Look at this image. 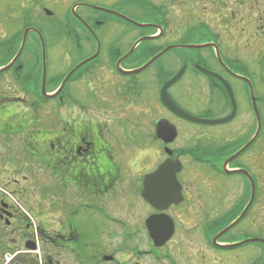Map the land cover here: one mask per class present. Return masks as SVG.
<instances>
[{
	"label": "flooded vegetation",
	"instance_id": "1",
	"mask_svg": "<svg viewBox=\"0 0 264 264\" xmlns=\"http://www.w3.org/2000/svg\"><path fill=\"white\" fill-rule=\"evenodd\" d=\"M261 1L263 5L258 6L257 0H248V4L243 5L240 0H234L229 10L224 0L124 1V4H134L128 5L132 7V15L139 17L135 19L111 7L112 2L99 5L88 0H74L75 15L85 24L71 12L76 23L65 26L67 30L60 36L64 40L56 43V51L50 54L44 41V65L41 41L31 28L40 32L42 29L29 22L28 17V33L22 51L8 69L0 73V241L5 242L4 249L12 248L9 242L14 244L23 239L22 248L14 252L20 255L25 253L26 244L33 243L38 250L43 243L67 251L74 264H208V251L215 254L211 264H222L226 251L244 250L250 256L257 248L264 250V220L263 226L258 224L253 214L257 203L263 202L259 197L264 196V184L259 179L264 174V144H258L264 139L252 140L254 131L244 139L240 137L247 124L235 126L240 117L236 100L238 86L231 83L238 81L249 91L248 82L236 75L247 78L252 85L251 75L238 72V59L224 55L219 41L221 34L218 32L214 36L209 23L205 22L209 19V11L215 26L221 24V31L226 28L240 37V31L245 29L240 26L247 25L251 31L250 38L245 40L250 45L264 39V0ZM53 2L59 5V0ZM244 6L247 12L240 10ZM44 7V13L54 18L53 12ZM79 8L87 12L77 11ZM178 10L183 14H177ZM108 17L139 28L143 33L128 46L129 32L122 30L118 34L116 30L121 27L108 26ZM182 18L193 25H188L187 21L178 23ZM146 36L151 37L136 43ZM222 36L224 38V34ZM194 39L199 41H192ZM209 43L210 46L203 48L181 47ZM88 44H91L90 52L85 53L88 55L77 59L76 54L83 52ZM177 52L181 53L168 57L169 60L164 58ZM65 56L76 61L65 74L58 75L57 69L61 68L60 62L64 63ZM153 57L156 75L153 74L152 79L146 81L138 78V73H129ZM50 58L55 60L51 63ZM165 61L173 65L168 66ZM199 67L213 75L202 72ZM182 70L180 77L166 89L174 106L197 118H226L232 112L224 86L227 83L235 102L234 116L220 124H200L179 117L163 105L161 87ZM161 71L168 73L161 75ZM153 83L155 99L152 104L158 114L151 121V145L156 151L149 169L145 166L148 151H140L146 140L144 123L127 120L130 107L127 100L129 91L139 92L143 100L147 96L142 91L143 86L151 91ZM200 89L206 94L207 105L195 113L175 95V90H181L197 96ZM50 93H55L53 99L57 100L56 106L51 107L56 113L54 122L47 120L50 110L46 102L50 99L44 97ZM33 97H40V101L35 102ZM39 104L47 109L45 120L30 114ZM196 106L201 107L197 103ZM251 115L255 118L253 110ZM160 119L174 125L175 137L169 139L170 131L158 129L156 123ZM138 124L139 130L136 129ZM228 124L232 127L225 129ZM258 151H262L260 156ZM30 158L43 166L45 186L56 188V200L62 204L58 202L60 214L55 228L52 224L42 227L39 235L37 230L31 229L28 237L30 227L26 217L1 190L19 194L27 203ZM166 162L174 171L178 201L162 204L164 202L159 200L153 206L142 194L144 176ZM132 167L136 168L135 172L130 170ZM231 177L237 178L238 193L225 211V190L229 182H235ZM251 181L254 197L244 216L233 225L242 228L243 233L225 239L232 228L223 231L228 224H225V215L241 208L239 214L249 202ZM119 200L125 201V214L137 204L147 209L145 214L138 216L135 232L130 231L121 212L112 210V206L118 209ZM150 217L158 231L156 239L146 227ZM163 229L168 233L162 235ZM117 231L120 232L117 234ZM116 236L121 239L119 248L113 244ZM231 244L234 245L228 246ZM68 256L56 259L53 253L43 252L36 253L33 259L19 258H27L32 264H69ZM251 262L252 258L247 263Z\"/></svg>",
	"mask_w": 264,
	"mask_h": 264
},
{
	"label": "rangeland",
	"instance_id": "2",
	"mask_svg": "<svg viewBox=\"0 0 264 264\" xmlns=\"http://www.w3.org/2000/svg\"><path fill=\"white\" fill-rule=\"evenodd\" d=\"M55 0H0V65L4 64L10 57H13L14 53L17 51L19 48V44L21 41V34L23 32L24 27H28V17H29V22H33L35 26H39L42 29V34L44 37V41L46 43V47L48 52L51 51L55 52L57 49V42H60V40H64V38H60L62 35L63 31L67 30L65 29V26H74L76 23L73 18H67L66 16V7L71 4L72 1L74 0H59V5H56ZM82 1V0H78ZM90 2H96V4H110L112 2L111 7H114L117 9V11L127 14L128 16H132L135 19H138L135 15H132V7L134 5L132 2H129L128 4H124V1L128 0H88ZM225 1V6L227 10L231 9L232 3L234 0H224ZM243 4H248V0H240ZM252 2L254 0H251ZM258 1V6L263 5L261 4V0ZM64 2V3H63ZM134 2V1H133ZM257 4V2H256ZM45 5L44 8L47 7L48 11H52L54 14L52 16H47V14L44 13V10L42 7ZM223 7V5H221ZM238 7V6H237ZM137 8V7H136ZM240 10L247 12V7L244 6ZM47 11V10H46ZM77 11H85V9L79 8ZM138 12V11H136ZM177 14H183L182 11L178 10ZM209 14V19L205 21V17L202 19V21L208 22V27L213 32V35H218V32L221 34V37L219 36V41L222 43V51L224 52V55L232 58V59H238V65L241 69H246L249 74L251 75L252 79V87H253V92L254 95L257 99V106H258V112L260 116V130L259 134L257 136L258 141H261L264 139V39H259L257 42L250 43V45H247V41L245 39H249L250 37L248 36V33H250V28L242 24L240 27H243L244 31L241 32V37L240 34L234 31H228L225 27V31H221L222 25L220 27L215 26V21L214 17H211V12H207ZM105 18L106 16L103 15ZM107 19V25L108 26H118L121 27L116 30L118 34L122 30L128 31L129 38H128V46L132 43V41L140 36L141 30L139 28H133L131 27L130 24L124 23V22H117L113 20L112 18L108 17ZM188 22V25H193L192 22H189L190 20H185V18H182L178 23L180 24H185ZM64 25V26H63ZM36 26V27H37ZM249 31V32H248ZM116 33V35H118ZM244 33V34H243ZM113 34V33H112ZM111 34V36H113ZM224 34V38L223 35ZM110 36V37H111ZM246 37V38H245ZM233 40V41H232ZM194 42H197L199 40H192ZM238 42V44L235 43ZM250 42V41H249ZM233 43H235L233 45ZM145 45V43L140 47L142 48ZM139 48V49H140ZM233 48H236V50H233ZM33 50H35L34 47H32ZM91 49V44H88L85 46L83 52H79L76 54V58L79 59L81 57L87 56ZM25 50V49H24ZM26 51V50H25ZM181 52L177 53H169L164 58L167 60L168 57H174V55H178ZM23 58L27 56L26 52L23 54ZM55 59L50 58V62L52 63ZM76 60L73 57L68 58V56H65L64 58V63L62 61L60 62V67L58 68V75H63L65 74L70 68L72 64H74ZM166 62V61H165ZM242 63V64H241ZM168 66H172L173 64H168ZM174 68H177L178 65H174ZM65 69V70H64ZM51 69H49L50 71ZM168 71L163 73L161 71V75L167 74ZM53 74V73H52ZM153 74L156 75V65L155 62H153L151 65H149L147 68L142 70L137 74L138 78L148 80L152 79ZM248 74V75H249ZM35 78V74L32 76ZM136 77V78H137ZM56 78H58L56 76ZM137 78V79H138ZM140 80V79H139ZM143 83L144 81L141 80ZM133 82V81H132ZM130 82V83H132ZM238 86V89L236 91V100L239 106V111H240V117L238 119V122L235 123L236 125L243 126L244 124H247L246 126V131L242 132L240 134V137L244 139L245 137H248V135H251V133L256 130L257 127V122L256 119L251 115V109H250V103L248 99V94H247V89L246 87L238 81H231ZM152 90H146V88L143 86V92H146V97L143 95H139V92H131L129 91V99L127 100V103L129 104L130 107H128V115H127V120L132 122V123H137V122H142L144 123V133H145V141L144 145H151L152 144V139L150 132H152V125L151 121L157 116L158 112L157 109L154 108L153 106V99L154 97V90H155V83L151 84ZM175 95L176 97L180 100L182 103H186L188 106L189 110L191 113H195L198 110H203L205 109L204 107L207 105V97L205 92L200 89L199 93L197 96L194 94L190 95L189 93H184L181 90H175ZM196 93V92H195ZM35 102H39V97H33L32 98ZM202 100V102H199V100ZM49 101V100H47ZM56 99H50L49 102H46V105L49 107L50 114H48L47 120L49 122H54L56 120V113L53 112V108L56 106ZM196 103L198 106L201 105L200 109L196 106ZM46 106V108H47ZM47 109L44 110L43 105L39 104L38 109H33V112L30 113L32 116L37 118H40L41 120H45L44 118V112ZM38 111V112H37ZM136 113L138 114L136 118ZM251 116V117H250ZM139 124L137 125L136 129L139 130ZM229 127H232L231 124L225 125V129H228ZM258 128V127H257ZM258 144H264V142H258ZM140 147V149L143 148ZM155 148V146H153ZM156 151V150H155ZM262 151H258V156H260ZM154 152L148 151V154L146 155L145 159V166L149 169L152 168V163H151V158L154 157ZM148 169V170H149ZM43 166L40 164L39 161L36 159H29L28 160V193H27V198L25 200L27 201L24 202L23 199L20 198L19 194L14 193L13 195L20 201V204L22 205L23 208L28 210V225L30 227V230H28V237L30 236L31 231L35 232V228H37L38 235L40 233V230L42 227H49L54 225V223L57 222V216L60 214L58 211L59 204L58 201L56 200V195L57 191L56 188L53 189H48L46 188L45 184L47 183L46 180H43L45 177L43 175ZM52 178V177H51ZM53 179V178H52ZM235 182H229V187L226 188L225 190V198H224V209L225 211L229 209L230 205L233 203L238 190L236 187V182L237 178L236 177H231ZM261 184H264V174H261L259 177ZM30 183V184H29ZM239 189V186H238ZM59 197V195H58ZM259 201H263L260 203H257V205L253 209V214L256 217L257 216V223H261L264 220V196L259 197ZM55 200V203H52ZM64 202V198H63ZM60 204H62V201H60ZM57 208V210H56ZM112 210H116L121 212L120 214L124 215L122 218L124 219L126 225H130L131 230L135 232L136 231V224H137V219L138 216L141 213L146 212L147 209L143 208L141 205L134 206V210L131 209V211L128 214H125L123 211H125V201L119 200L117 204V208L115 209L114 206H112ZM120 209V210H119ZM20 210V209H19ZM21 211V210H20ZM22 212V211H21ZM65 214V213H63ZM145 214V213H144ZM252 214V215H253ZM143 216V215H142ZM228 217V216H227ZM225 217V219L227 218ZM56 225V224H55ZM54 225V228H55ZM223 225V224H222ZM221 225V226H222ZM123 226V225H121ZM220 226V227H221ZM32 229V230H31ZM51 231V230H50ZM129 231V232H130ZM113 232H116L114 230ZM120 232V231H119ZM117 231V234L119 233ZM229 236H225V239L228 238H233L234 236H240V233H243V229L240 227H232L229 232H227ZM256 234H259L256 232ZM22 241L23 239H19L18 241H15L14 244L9 242L10 245H12V248H6L4 249L3 244L5 243L4 241H0V264L4 262L3 260V255L5 253L12 254L15 252L16 248L21 249L22 248ZM121 239L116 236V238L113 240V244L115 245L116 248H119L121 245ZM46 245V244H45ZM43 243L40 244V248L38 249V253H53L55 255V258L58 259H64V256H68V252L57 249V248H51L48 245L45 246ZM49 249V250H48ZM244 250L240 251H226L224 253V262L222 264H248V260L252 258L251 264H264V250H259L258 248L256 249V253L254 255L248 256ZM3 254V255H2ZM208 256V264H211V259L215 256V254L211 252H206ZM36 253L31 251V249H28V251H25V253H22L20 255H16L13 259L11 264H24L20 260V256L24 257H29L31 259L35 258ZM68 261L69 264H74L72 261V257L68 256ZM144 261V260H143ZM189 264H194L193 262H190Z\"/></svg>",
	"mask_w": 264,
	"mask_h": 264
},
{
	"label": "water",
	"instance_id": "3",
	"mask_svg": "<svg viewBox=\"0 0 264 264\" xmlns=\"http://www.w3.org/2000/svg\"><path fill=\"white\" fill-rule=\"evenodd\" d=\"M28 29L25 30L23 38H22V42H21V46L15 56V58L20 54L24 41H25V35L27 33ZM40 36V40L42 43V36L39 34ZM43 47V45H42ZM15 58L13 60H15ZM44 59V58H43ZM148 63L145 65L147 66ZM145 66H143L142 68L136 70V71H140L141 69H143ZM44 74V72H43ZM44 77V75H43ZM179 77V75H176L174 78H172L170 81H168L167 83H165V85L162 88L161 91V98L162 101L164 102V104L167 105V107L169 109H171L172 111H174L177 115L185 117L191 121H196V122H203V123H219V122H223L226 121L227 119H230V116L226 119H222V120H200L197 119L196 117L190 116L188 114H186L185 112L179 110L176 106H174L172 104V102L169 100L167 94H166V88L167 86L172 83L175 79H177ZM229 94L230 91L229 89H227ZM251 101H252V105H253V109L257 115V121H258V128H257V132L259 130V117H258V112H257V108H256V101L255 98L253 96V93L251 92ZM233 112H234V107H233ZM233 115V114H232ZM157 127L158 129H162V130H168L171 133L168 134L169 135V139H172L175 136V129L174 126L169 124L168 121L162 119L160 121H158L157 123ZM172 128V129H170ZM257 132L255 133V135L253 136V138L257 135ZM169 141V140H167ZM235 156V154L233 155V157ZM231 158L228 159V161ZM170 169V170H169ZM163 177V184L160 183V178ZM176 179L174 176V171L171 169L170 165L166 163H163L157 170H155L154 172H151L147 175H145L144 180H143V196L145 198L146 201H148L149 203H151L153 206L156 204L157 201L161 200L164 203L162 204H168L171 203L172 201L177 202V192L175 191V187H177V183H176ZM158 186V187H157ZM163 208V207H162ZM244 212L241 213V215L233 222L231 223L229 226H227L223 231H226L227 229H229L232 225L235 224V222H237L242 216H243ZM147 229L150 233V235L156 239V233H158V231L155 229V225H154V219L153 217H150L147 221ZM162 235L165 233H168V230L163 229L162 231ZM234 244L230 245L233 246ZM27 248L34 250L35 246L32 243L31 245L26 244L25 245Z\"/></svg>",
	"mask_w": 264,
	"mask_h": 264
},
{
	"label": "clouds",
	"instance_id": "4",
	"mask_svg": "<svg viewBox=\"0 0 264 264\" xmlns=\"http://www.w3.org/2000/svg\"><path fill=\"white\" fill-rule=\"evenodd\" d=\"M140 151H151V152L155 153V148L152 145H145V146H143L142 149H140ZM156 154L158 155V153H156ZM126 163H127V161H126ZM130 170L135 172L136 168L132 167V168H130Z\"/></svg>",
	"mask_w": 264,
	"mask_h": 264
},
{
	"label": "trees",
	"instance_id": "5",
	"mask_svg": "<svg viewBox=\"0 0 264 264\" xmlns=\"http://www.w3.org/2000/svg\"><path fill=\"white\" fill-rule=\"evenodd\" d=\"M242 72L244 73L243 69ZM233 217H234L233 213L230 214V216L225 219V223L229 222L231 219H233ZM20 260L24 264H32L27 258H20Z\"/></svg>",
	"mask_w": 264,
	"mask_h": 264
},
{
	"label": "snow or ice",
	"instance_id": "6",
	"mask_svg": "<svg viewBox=\"0 0 264 264\" xmlns=\"http://www.w3.org/2000/svg\"><path fill=\"white\" fill-rule=\"evenodd\" d=\"M163 177L160 178V183L163 184Z\"/></svg>",
	"mask_w": 264,
	"mask_h": 264
}]
</instances>
